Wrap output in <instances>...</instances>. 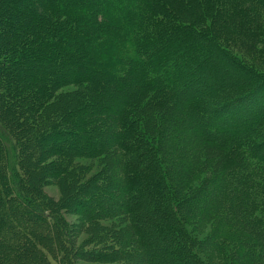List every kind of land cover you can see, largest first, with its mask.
<instances>
[{
	"label": "trees",
	"instance_id": "16d2710c",
	"mask_svg": "<svg viewBox=\"0 0 264 264\" xmlns=\"http://www.w3.org/2000/svg\"><path fill=\"white\" fill-rule=\"evenodd\" d=\"M21 1L5 16L0 0V34L23 14L0 40V264H75L79 235L39 186L47 154L108 247L144 264L263 262L264 69L221 34L239 20L263 36L264 0ZM75 157L99 166L82 178ZM191 219L214 220L208 240Z\"/></svg>",
	"mask_w": 264,
	"mask_h": 264
},
{
	"label": "rangeland",
	"instance_id": "374dc122",
	"mask_svg": "<svg viewBox=\"0 0 264 264\" xmlns=\"http://www.w3.org/2000/svg\"><path fill=\"white\" fill-rule=\"evenodd\" d=\"M100 1V0H99ZM17 6H23L24 9H26L25 3H22L21 0H3L2 4V11L5 12V16H7L10 12L11 9L17 8ZM103 10V9H102ZM116 14L119 15V11H116ZM3 18V17H2ZM21 18H23V14H17V13H12V25L11 27H7V25H4L2 28V35L0 36V40H9L10 33L14 32L13 29L17 28V25L21 22ZM263 23V22H262ZM210 23L208 22V25ZM255 25H260V23L254 22ZM244 29H248L251 34H252V28L250 26H244L241 21L237 20L234 24H229L228 27L225 28V32L221 34L223 37V41L229 45L230 48H232L235 52L239 53L246 61L252 62L251 60L255 61V65L264 69V34L263 36L258 35L257 37H252L250 36L248 39H246V31ZM9 38V39H7ZM253 52V53H252ZM228 64L223 61L225 64L222 65L223 71L225 72H230V74H234V76L240 77L242 73L240 68L233 66L232 62L228 59ZM10 62V60H9ZM11 63V62H10ZM20 67H23L22 65ZM226 68V69H225ZM19 71V70H18ZM244 75V73H243ZM84 85L80 86H75L74 85H69L64 88L69 89V90H77V89H82ZM64 90V89H63ZM79 91V90H78ZM256 96V95H254ZM253 96V97H254ZM252 97V98H253ZM253 101L252 103H254ZM249 112L254 113L255 109L254 107L249 109ZM246 114V112H243ZM248 116V115H247ZM57 135V134H55ZM1 136V135H0ZM54 138V137H53ZM50 138H47L46 141L42 142L40 145L44 150H50L55 149L53 145L50 144ZM0 146H1V140H0ZM2 150V146H1ZM44 157L45 162L40 166V164L37 163L39 170L36 169V171H40L41 175H43V182L39 183V186L41 187L40 189L47 194V196L59 204V209L61 214L65 217V219L70 222L71 227H74L76 230V233L79 235V237H76L75 239V248L77 250V258L75 259V264H144V260L140 259L137 260L134 257H131V251L134 250L133 246H123L119 247V249L113 247H108L107 241L109 240V236L111 235L112 229L110 228L109 225H106L108 223H113V224H120L122 217H114L110 221H104L102 223V226L108 227L107 229H102L99 232H94L91 227L87 226L86 223L83 221L85 218L83 215H81V210L89 206L90 203L88 202V196L85 198L76 197L72 201H69L70 198H65L66 195L65 193H68L67 191L64 190V187L67 188V183H65L63 186H59L60 184L57 182V180L53 177H50V175L54 174L53 170L51 169L52 164L48 165L50 161H52L55 157L53 155H49ZM62 159L65 156H61ZM64 161H62L63 163ZM80 165L83 173L81 174L79 169L77 172V168L74 165ZM65 168V164H63ZM68 165V170L70 171V165L72 166V171L75 174H81L82 178H86V176H89L92 174L94 171L97 170L98 168V160L97 159H92V158H86V157H75L74 158V163L66 164ZM44 166V167H42ZM118 173V172H117ZM95 176V175H94ZM94 176H92V181L94 180ZM116 177H119L118 175H115ZM204 173L200 174L195 181H192L190 183V186L195 185V187H200L198 183H201V179L204 177ZM100 177V174L95 176V178ZM75 180V179H74ZM61 181H68L66 179V176L63 177V180ZM98 182H101L98 180ZM97 185V181L95 180L88 189H93ZM188 185V184H187ZM189 186V187H190ZM86 221V220H85ZM216 223V222H215ZM214 225V220L212 221H204L201 222L198 219H191L188 221V227L189 230H191L192 234L196 235L199 238L206 239L207 236H211V231ZM125 226V228H124ZM122 228L125 230H122L121 236L129 234V238L133 235V228L131 229V223L129 221L124 222L122 224ZM127 228V229H126ZM73 240L74 236L72 235ZM115 238H119L114 236ZM125 238V236H124ZM131 244V241L130 243ZM228 248V247H227ZM226 251V249H225ZM227 252V251H226ZM239 253V252H238ZM135 256L141 255L139 251L134 252ZM223 254V252H222ZM206 262L204 264H225V260L223 259V255H221V258H217V261L214 262L213 259H206L205 255H202ZM227 257V256H226ZM227 259H229L227 257ZM238 259V258H236ZM143 260V261H141ZM239 261H244L243 257L239 258ZM237 262V261H236ZM257 262V261H256ZM251 263V262H250ZM237 264V263H236ZM257 264H264L263 262H259Z\"/></svg>",
	"mask_w": 264,
	"mask_h": 264
}]
</instances>
